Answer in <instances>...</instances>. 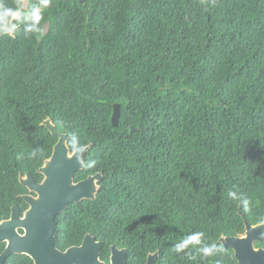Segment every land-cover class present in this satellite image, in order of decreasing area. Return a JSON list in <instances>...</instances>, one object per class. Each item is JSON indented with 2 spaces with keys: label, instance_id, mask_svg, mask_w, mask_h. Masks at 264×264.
Wrapping results in <instances>:
<instances>
[{
  "label": "trees",
  "instance_id": "trees-1",
  "mask_svg": "<svg viewBox=\"0 0 264 264\" xmlns=\"http://www.w3.org/2000/svg\"><path fill=\"white\" fill-rule=\"evenodd\" d=\"M41 25L0 35V219L28 209L20 175L43 181L51 119L92 145L75 181L104 176L95 201L58 216L59 250L91 234L106 264L113 246L126 264H239L219 240L245 234L240 207L264 222V0H50ZM195 231L222 251H172Z\"/></svg>",
  "mask_w": 264,
  "mask_h": 264
},
{
  "label": "water",
  "instance_id": "water-1",
  "mask_svg": "<svg viewBox=\"0 0 264 264\" xmlns=\"http://www.w3.org/2000/svg\"><path fill=\"white\" fill-rule=\"evenodd\" d=\"M84 4V0H80ZM3 33H0V35ZM13 36V34L11 35ZM84 66V65H83ZM121 118V107L114 106L112 125L117 128ZM58 139L52 157L45 161L38 171L43 176L41 183L30 175H20V184L28 190L22 196L28 209L22 213L18 206L12 208L9 220L0 222V244L7 242L8 248L0 257V264H5L12 255L27 256L33 264H106L101 259L102 243L91 234L86 235L80 246L61 251L56 247V220L70 205L83 201H95L103 174L90 176L81 182L75 176L85 169L86 155L92 145L85 147L82 157L71 152L69 136L59 134L51 119L43 124ZM239 215L245 220V234L239 237L223 236L219 243L225 249H232L239 264H264V248H257V243L264 242V222L252 226L245 219L241 207ZM23 230L24 234H19ZM128 250L111 248L110 264H126ZM160 253L151 254L146 264H156Z\"/></svg>",
  "mask_w": 264,
  "mask_h": 264
},
{
  "label": "clouds",
  "instance_id": "clouds-1",
  "mask_svg": "<svg viewBox=\"0 0 264 264\" xmlns=\"http://www.w3.org/2000/svg\"><path fill=\"white\" fill-rule=\"evenodd\" d=\"M50 0H38L36 3L25 6L22 0H17L15 7H9L4 3H0V33L11 36L15 31L23 25V31L27 37L29 34L44 35L45 27L41 25L42 15L44 9L49 6ZM69 146L71 151L77 154L78 158L82 157L85 152V145L80 142L79 137L76 134H72L69 138ZM32 157L37 156V152L34 150L31 154ZM88 167H94L96 165L95 160L83 161ZM235 192H229L230 197H235ZM242 203L247 207L250 201L246 198H242ZM191 247H195L196 253L203 259L207 260L210 257L216 256L222 250L216 243H210L205 239V233L202 231L192 232L178 242H176L172 251L176 254H186L189 259H195L192 253L186 252Z\"/></svg>",
  "mask_w": 264,
  "mask_h": 264
},
{
  "label": "flooded vegetation",
  "instance_id": "flooded-vegetation-1",
  "mask_svg": "<svg viewBox=\"0 0 264 264\" xmlns=\"http://www.w3.org/2000/svg\"><path fill=\"white\" fill-rule=\"evenodd\" d=\"M22 211V210H21ZM22 213L24 214V212L22 211ZM11 217V216H10ZM10 218H8V219H4V220H1L0 219V222H3V221H6V220H9ZM18 232H19V234H21V235H23L24 234V231L23 230H18ZM84 241V240H83ZM7 248H8V243L7 242H4V243H1L0 244V257L5 253V251L7 250ZM149 255H151V254H149ZM149 255H148V257H149ZM13 256H16V255H12V256H10L7 260H6V262H5V264H7L8 263V260L11 258V257H13ZM18 256V255H17ZM148 257H147V260H148ZM147 263V261L144 263V264H146Z\"/></svg>",
  "mask_w": 264,
  "mask_h": 264
}]
</instances>
